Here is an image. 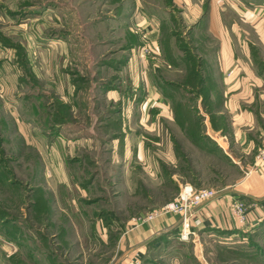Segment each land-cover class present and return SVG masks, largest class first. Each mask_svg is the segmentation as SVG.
<instances>
[{
	"label": "rangeland",
	"instance_id": "obj_1",
	"mask_svg": "<svg viewBox=\"0 0 264 264\" xmlns=\"http://www.w3.org/2000/svg\"><path fill=\"white\" fill-rule=\"evenodd\" d=\"M261 22L264 0H0V53L19 68L0 84L19 88L23 121V139L13 121L0 140V264H264V217L203 231L200 203L184 238L181 214L161 213L187 182L215 190L204 203L243 201L223 197L244 175L231 146L197 141L209 126L192 85L225 36L264 53ZM157 219L171 242L145 260Z\"/></svg>",
	"mask_w": 264,
	"mask_h": 264
},
{
	"label": "crops",
	"instance_id": "obj_2",
	"mask_svg": "<svg viewBox=\"0 0 264 264\" xmlns=\"http://www.w3.org/2000/svg\"><path fill=\"white\" fill-rule=\"evenodd\" d=\"M197 6L196 9L193 8L188 11L185 7H180L179 12L187 16L194 14L198 18L200 12L199 14L197 12L200 9L202 10V6L200 9ZM207 19V30L212 32L213 27L218 23L213 11H210ZM263 23L258 24L259 29L263 28ZM240 46L238 43L234 44L229 36H225L219 47V58H217L215 65L212 62V66L204 67L199 62L200 66L198 64L197 68L199 78L197 83L192 85L194 88H198L197 91H199L197 96L199 104L196 106L206 110L204 113L206 116L205 124L209 126V133L203 135L207 139L216 140L226 153H228L226 147L231 146L232 152L238 158V161L235 160V162L239 163L244 173L240 179H237V182L225 183L224 187L234 185L233 187H236L237 190L234 188L230 192L232 195L227 194L223 197L225 199L228 196L240 197L245 203L248 202L246 222L234 213L232 206H230V198L229 202L226 203L221 199L222 197H219L222 195H218L216 199L206 203H201L200 211H198L203 219L200 230H212L226 235L245 233L264 217V159L257 156L261 144L264 143V53L262 48L258 53L253 51L249 45L248 49L243 47L241 43ZM10 56L14 58L15 53L11 54L10 52L9 56L6 53H0V83L6 82V77H17L19 75L15 58L13 59ZM6 58L8 59L6 60ZM2 87L3 91H0V111L1 108L7 109L9 107L11 114H5L3 117L0 113V126L2 127L0 140L9 141L6 134L13 121L16 130H18L17 132L21 135L19 137L16 134L15 137L23 139V121H20L18 115L15 114L17 106L21 104L19 100L22 99L18 100L15 97L19 88H5L4 84ZM3 92L6 97L3 96ZM11 92L15 93L13 100L8 97ZM8 120L10 122L7 124ZM220 139L224 140L227 146L222 144L221 141L219 142ZM187 183L190 184V182ZM165 219H157L146 225V228L150 230L155 228L156 230L154 234L144 236L147 239L149 238L148 241H150L147 250L144 251L146 253L145 260L148 259L147 254L151 251L150 249L154 248L156 242L159 240L164 242V239H159L158 236L165 232L169 233L168 231L175 227L171 225L172 223H169V228L164 229L167 226L161 224L164 225ZM168 237L167 242L170 243V235ZM153 258L154 256L149 259L152 264H162Z\"/></svg>",
	"mask_w": 264,
	"mask_h": 264
},
{
	"label": "built area",
	"instance_id": "obj_3",
	"mask_svg": "<svg viewBox=\"0 0 264 264\" xmlns=\"http://www.w3.org/2000/svg\"><path fill=\"white\" fill-rule=\"evenodd\" d=\"M258 158L264 159V148L259 152ZM215 193L212 188H194L192 184H185L181 189L179 195L172 201L166 203L161 209L162 212H178L181 214L182 220V237L189 238L194 232L192 231V215L194 209L200 205L206 199L211 198ZM245 203L243 201H237L235 203V213L242 218L245 209ZM152 217V216H150ZM144 219L143 221H145ZM201 222V220H198ZM139 261V260H138ZM139 264V263H138Z\"/></svg>",
	"mask_w": 264,
	"mask_h": 264
},
{
	"label": "trees",
	"instance_id": "obj_4",
	"mask_svg": "<svg viewBox=\"0 0 264 264\" xmlns=\"http://www.w3.org/2000/svg\"><path fill=\"white\" fill-rule=\"evenodd\" d=\"M198 123H199V125L201 126V123H202V121L201 120H199L198 121ZM198 139H197V141H198V143L201 145V144H204V145H207V138L205 137V135H203V133H200L199 134V136L197 137ZM208 146V145H207ZM208 147H210V145L208 146ZM0 159H2V157H0ZM37 205H38V202H37ZM8 220L9 218L7 217V218H5V217H1V220ZM108 221V220H107ZM169 236V233H167V232H165V233H163V234H161L160 236H158V238L159 239H161V238H163L164 239V241L166 240V242L168 241V237Z\"/></svg>",
	"mask_w": 264,
	"mask_h": 264
}]
</instances>
